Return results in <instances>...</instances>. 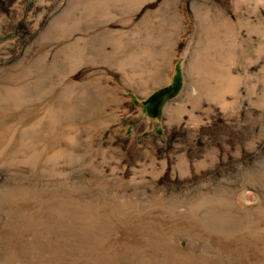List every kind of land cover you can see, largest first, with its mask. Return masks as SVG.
Wrapping results in <instances>:
<instances>
[{"label": "rangeland", "instance_id": "obj_1", "mask_svg": "<svg viewBox=\"0 0 264 264\" xmlns=\"http://www.w3.org/2000/svg\"><path fill=\"white\" fill-rule=\"evenodd\" d=\"M0 264H264V0H0Z\"/></svg>", "mask_w": 264, "mask_h": 264}, {"label": "trees", "instance_id": "obj_2", "mask_svg": "<svg viewBox=\"0 0 264 264\" xmlns=\"http://www.w3.org/2000/svg\"><path fill=\"white\" fill-rule=\"evenodd\" d=\"M160 94H155L148 99V102H160Z\"/></svg>", "mask_w": 264, "mask_h": 264}]
</instances>
